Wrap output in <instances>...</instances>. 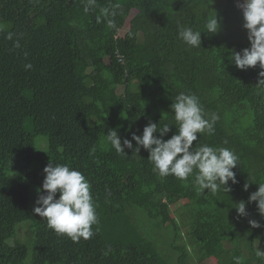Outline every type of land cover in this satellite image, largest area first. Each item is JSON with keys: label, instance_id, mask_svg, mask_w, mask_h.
<instances>
[{"label": "trees", "instance_id": "obj_1", "mask_svg": "<svg viewBox=\"0 0 264 264\" xmlns=\"http://www.w3.org/2000/svg\"><path fill=\"white\" fill-rule=\"evenodd\" d=\"M239 1L96 0L85 12L87 0H0V264H264V216L249 202L264 183V84L259 64L230 62L250 47ZM116 4L108 28L101 9ZM213 9L219 31L201 33L199 48L185 44L178 26L204 32ZM180 93L196 94L205 118L218 117L193 147H228L239 157L231 191H200L194 175L161 177L142 146L124 155L107 142L109 130L123 145L149 121L172 124L165 140L177 134L170 105ZM50 162L90 182L99 219L90 239L74 242L34 213ZM241 201L247 216L236 211ZM182 227L194 255L179 244Z\"/></svg>", "mask_w": 264, "mask_h": 264}, {"label": "clouds", "instance_id": "obj_2", "mask_svg": "<svg viewBox=\"0 0 264 264\" xmlns=\"http://www.w3.org/2000/svg\"><path fill=\"white\" fill-rule=\"evenodd\" d=\"M96 0H87L85 12H88ZM242 10L244 24L247 29L249 48L240 52L233 51L230 62H234L240 70H247L259 64L262 69L259 83L264 84V0H242L237 3ZM119 4L101 9V16L108 28H115V17ZM221 19H218L216 10H212L205 21V31L194 30L192 27L178 26V36L187 45L201 47V33L213 34L220 29ZM9 39L12 34L9 33ZM19 47V42H16ZM31 69L30 63L24 65ZM174 113V120L178 129L177 134L165 140L164 137L171 131L170 123H154L149 121L143 128L142 135L132 134V139H124L123 145L117 130L111 129L106 134V140L115 149L116 153L124 154L125 148L133 149L139 154L141 146L149 153L148 160L153 165V171L161 177L173 175L180 180H187L194 175V185L200 191L216 195L220 190L231 191L228 182L237 183L233 169L239 164V157L228 147H213L201 144L193 147L198 141V134L214 131V124L218 117L211 114L205 118L200 99L196 94H178L170 105ZM158 133L159 135H154ZM132 141L136 147L133 148ZM46 174L42 188H38V196L33 211L39 217L46 218L47 225L57 234L66 235L74 242L81 238L90 239L93 235V226L99 224L96 205L91 194V184L78 170L67 164L50 162L45 168ZM253 182V181H252ZM258 183V182H256ZM258 189L249 196V202H256L259 213L264 216V183H258ZM248 183L244 189L247 190ZM59 193V198H56ZM239 216H247L246 204L241 201L235 207ZM254 228L260 227L255 220L249 221Z\"/></svg>", "mask_w": 264, "mask_h": 264}, {"label": "rangeland", "instance_id": "obj_3", "mask_svg": "<svg viewBox=\"0 0 264 264\" xmlns=\"http://www.w3.org/2000/svg\"><path fill=\"white\" fill-rule=\"evenodd\" d=\"M239 3H242V0H240ZM136 13H137L136 10H131L124 15V19H123L124 20V26H123V29L121 30V34L119 35V38H118L120 45H123L126 43L125 34L129 31V29L131 27V20L136 15ZM184 204H186V202L182 201V202H180V203H178L172 207L171 210H172L174 216H177V213L180 214L181 207ZM179 244H185L187 246V249L191 252V255H194L192 253V248L190 246V233H189L188 228H186V227H182V236H181ZM192 264H217V261L215 259H210V260L203 262V261H201V259L199 257H194Z\"/></svg>", "mask_w": 264, "mask_h": 264}]
</instances>
